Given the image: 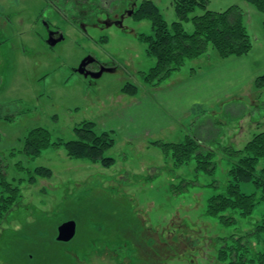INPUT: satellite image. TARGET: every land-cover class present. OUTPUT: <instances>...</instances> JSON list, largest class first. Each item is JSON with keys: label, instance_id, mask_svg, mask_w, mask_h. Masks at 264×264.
Returning <instances> with one entry per match:
<instances>
[{"label": "rangeland", "instance_id": "obj_1", "mask_svg": "<svg viewBox=\"0 0 264 264\" xmlns=\"http://www.w3.org/2000/svg\"><path fill=\"white\" fill-rule=\"evenodd\" d=\"M52 1L0 0V158L6 180L21 191L0 219V264H227L217 259L226 246L254 258L263 250L255 229L264 202L247 217L226 212L230 224L206 207L225 191V148L242 150L264 132V89L254 84L264 74L263 14L243 0H208L207 11L237 8L251 50L221 59L209 46L151 86L141 76L155 60L137 40L151 25L128 15L142 0ZM151 1L168 24L178 20L174 0ZM203 13L197 8L190 18ZM182 24L193 33L191 21ZM52 30L63 36L55 45L48 43ZM89 58L92 73L104 69L98 78L78 73ZM127 83L137 87L135 96L121 92ZM82 122L112 134L115 146L104 153L112 166L69 159L62 147L34 159L22 153L31 129L67 142ZM186 137L212 153L213 175L196 174L194 161L176 169L152 144ZM39 167L49 175L30 181ZM241 191L255 188L242 184ZM66 221L76 223V234L58 242Z\"/></svg>", "mask_w": 264, "mask_h": 264}, {"label": "trees", "instance_id": "obj_2", "mask_svg": "<svg viewBox=\"0 0 264 264\" xmlns=\"http://www.w3.org/2000/svg\"><path fill=\"white\" fill-rule=\"evenodd\" d=\"M53 2L52 0H48ZM254 6L263 14L264 0H243ZM208 0H174L173 8L178 18L168 24L162 17L158 7L151 0H142L134 9L131 17L135 22L147 21L151 25L150 35L138 34L137 40L145 46V54L155 60L148 72L142 74L144 83L157 86L168 79L174 72L181 70L188 63L199 60L210 46L221 59L240 58L251 50V40L246 28L241 23V15L232 7L224 12L207 11ZM54 4V3H53ZM201 8L204 13L199 16L190 15ZM191 21L194 25L192 34L185 32L183 22ZM193 70V69H191ZM255 89H264V74L255 79ZM123 94L135 96L138 92L134 84L127 83L121 88ZM74 139L64 142L51 141L50 132L43 128H33L24 137L22 153L34 159L47 149L65 150L66 156L72 160H84L91 164L110 167L114 159L104 157V153L115 146L110 132L97 131L94 122H82L73 129ZM166 156H170L173 166L178 169L191 161L196 162V174L213 175L215 162L212 153L204 151L202 143L195 137H186L182 143L152 142ZM225 156L231 161L227 174L225 191L210 197L207 201L206 214L218 217L222 223H232L226 212H236L240 217L252 214L256 205L264 202V132L257 133L245 144L242 150L225 148ZM30 181L36 177L48 176L49 171L35 168ZM242 184H252L255 192L246 194L241 191ZM187 184L182 185L186 189ZM21 198L19 186L6 180V166L0 158V219L9 213ZM255 235L262 237L263 250L254 258H248L247 249L235 252L231 248L222 247L218 253V261L227 264H264V214L256 226ZM240 240V239H238Z\"/></svg>", "mask_w": 264, "mask_h": 264}, {"label": "water", "instance_id": "obj_3", "mask_svg": "<svg viewBox=\"0 0 264 264\" xmlns=\"http://www.w3.org/2000/svg\"><path fill=\"white\" fill-rule=\"evenodd\" d=\"M62 39H63V36H60L58 39H53L52 34L50 33L49 37H48V43L51 45H55L56 43H58ZM87 60L88 59H85L82 61V63L80 64V66L78 68V73L85 75V76L87 74H89L93 78H98L102 74L104 69H101L97 73H85L83 70V66L87 62ZM75 233H76V223L74 221H66V222L62 223L60 226H58L56 240L58 242H64V243L69 242L70 240H72L74 238Z\"/></svg>", "mask_w": 264, "mask_h": 264}, {"label": "flooded vegetation", "instance_id": "obj_4", "mask_svg": "<svg viewBox=\"0 0 264 264\" xmlns=\"http://www.w3.org/2000/svg\"><path fill=\"white\" fill-rule=\"evenodd\" d=\"M67 0H64V2H66ZM58 10H59V7L57 8ZM135 9V8H134ZM134 9H133V11H134ZM73 10V9H72ZM62 11V10H61ZM76 11H77V9H76ZM133 11H132V9H131V11L128 13V15H132V13H133ZM52 34V38L53 39H58L60 36H62V34L58 31V30H52L51 32H49V34ZM93 64H94V60L93 59H91V58H89L88 60H87V62L84 64V66H83V70H84V72L85 73H92L91 72V67L93 66ZM80 75H82V74H80ZM83 76H85V75H83ZM86 76H90L89 74H87Z\"/></svg>", "mask_w": 264, "mask_h": 264}, {"label": "crops", "instance_id": "obj_5", "mask_svg": "<svg viewBox=\"0 0 264 264\" xmlns=\"http://www.w3.org/2000/svg\"><path fill=\"white\" fill-rule=\"evenodd\" d=\"M18 22L21 24L20 20H19ZM170 77H171V76H170ZM170 77H169V78H170Z\"/></svg>", "mask_w": 264, "mask_h": 264}]
</instances>
